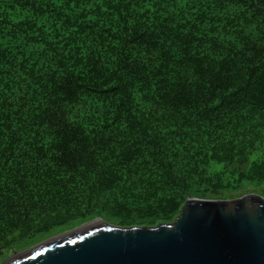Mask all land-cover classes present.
I'll list each match as a JSON object with an SVG mask.
<instances>
[{"label": "trees", "instance_id": "obj_1", "mask_svg": "<svg viewBox=\"0 0 264 264\" xmlns=\"http://www.w3.org/2000/svg\"><path fill=\"white\" fill-rule=\"evenodd\" d=\"M246 187L264 191V0H0V248Z\"/></svg>", "mask_w": 264, "mask_h": 264}, {"label": "water", "instance_id": "obj_2", "mask_svg": "<svg viewBox=\"0 0 264 264\" xmlns=\"http://www.w3.org/2000/svg\"><path fill=\"white\" fill-rule=\"evenodd\" d=\"M3 264H264V199H187L172 223L151 228L98 220Z\"/></svg>", "mask_w": 264, "mask_h": 264}, {"label": "rangeland", "instance_id": "obj_3", "mask_svg": "<svg viewBox=\"0 0 264 264\" xmlns=\"http://www.w3.org/2000/svg\"><path fill=\"white\" fill-rule=\"evenodd\" d=\"M238 169L242 172L245 169V166H238ZM249 195H260L264 199V191H260V189H255L253 187H246L245 189H240L237 194L228 196V200H234L240 197H246ZM100 220V218L95 217L91 218L87 221L81 223L72 224V222L67 221L63 222V225L57 232L51 233L46 232L45 234L42 231L37 233H24V232H17L14 235L7 238V241L2 247L0 248V264L7 262L9 259L13 258L15 255L20 253L26 252L31 250L35 247L40 246L41 244L49 241L52 238L59 237L63 234L71 233L74 230H78L83 226L94 223L95 221ZM102 220V219H101ZM103 221V220H102ZM174 219L170 222L172 223Z\"/></svg>", "mask_w": 264, "mask_h": 264}]
</instances>
